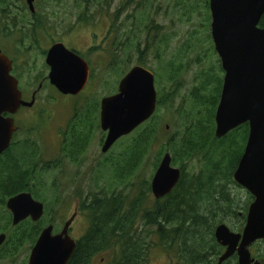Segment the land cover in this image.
Returning <instances> with one entry per match:
<instances>
[{
  "label": "trees",
  "instance_id": "1",
  "mask_svg": "<svg viewBox=\"0 0 264 264\" xmlns=\"http://www.w3.org/2000/svg\"><path fill=\"white\" fill-rule=\"evenodd\" d=\"M24 2L0 1V22L4 25L1 34L9 39L19 36L18 50L23 48V38L34 36L36 39L38 36L37 25L33 29L27 27L26 4L18 7ZM209 2L74 0L70 13L75 20L66 26L97 29L106 21L104 27L107 28L105 37L87 53L72 49L88 62L91 70L88 87L92 88L91 94L85 90L77 96H65L81 104L74 106L73 127L65 134L63 147L67 152L63 153L75 166H81L80 158L92 137L101 132L100 99L105 94L110 96L117 92L119 82L132 64L148 67L160 78L157 107L158 110L165 108L167 113H172L175 96L189 83L185 77L190 64L194 62L203 69L187 90V108L180 106L173 110V119L155 114L132 134L119 140L104 160L99 161L97 169L101 177L97 175V180L88 184L94 186L87 190L77 188L74 196L63 194L65 184L56 177L51 180L38 175L42 165L54 170L53 161L44 165L39 143L29 133L21 140L19 132H15L10 148L0 156V235H6L0 247V261L17 256L21 247L35 244L48 225H54L58 231L57 219L64 226L78 201L80 212L89 220V227L78 241L69 264H92L98 254L104 253L109 254L106 264H147L148 254L157 248L176 258L178 264H214L223 250L215 237L217 226L224 223L235 232L243 230L253 197L236 184L233 176L246 146L249 125L244 124L220 139L215 136V116L224 71L212 41L211 28L208 38L217 63L209 68L206 63L209 49L193 42L198 29L195 34L189 33L190 41L172 53L171 43L176 33L159 22L173 7L187 22L198 14L203 22L211 23ZM17 10L23 12L20 21ZM31 16L42 27L45 24L41 19L49 20L46 14L39 12ZM260 26L264 27V15ZM193 52L195 58L188 60ZM42 53H47V49ZM16 59L13 58L14 62ZM177 63L181 66L170 72L169 67ZM97 67L101 71L99 74ZM33 68L36 69L35 62ZM38 74L46 78L42 70ZM164 83L169 85L168 90L163 87ZM119 146L122 147L117 150ZM166 153L172 155L173 165L179 167L182 174L173 191L157 200L152 194L151 179ZM151 156H154L151 173L146 178L143 170L148 167ZM235 188L246 192L245 206L234 192ZM23 192L31 193L45 204V215L38 222L25 220L14 226L7 202Z\"/></svg>",
  "mask_w": 264,
  "mask_h": 264
},
{
  "label": "water",
  "instance_id": "2",
  "mask_svg": "<svg viewBox=\"0 0 264 264\" xmlns=\"http://www.w3.org/2000/svg\"><path fill=\"white\" fill-rule=\"evenodd\" d=\"M26 1L35 13V0ZM209 6L212 41L224 71L215 136L220 139L244 124L249 125L246 146L233 178L254 198L242 232H234L224 223L217 226L216 240L226 248L218 264L235 253L239 264H252L249 247L264 239V27L260 26L264 0H210ZM46 64L50 68L48 79L61 94L77 96L86 88L90 66L64 43L53 44ZM12 71V61L0 51V156L10 148L17 130L12 116L21 106L31 107L34 102L22 99L19 81ZM157 97L154 73L137 65L121 79L115 94L102 98L100 126L106 133L103 154L152 118ZM181 174L180 168L173 165L172 155L166 153L151 180L155 199L170 194ZM7 208L14 226L27 219L38 222L45 215V204L29 192L10 198ZM75 218L73 214L60 233H54L52 224L45 227L28 264H68L77 246L69 234ZM5 239L6 235L1 234L0 247Z\"/></svg>",
  "mask_w": 264,
  "mask_h": 264
},
{
  "label": "rangeland",
  "instance_id": "3",
  "mask_svg": "<svg viewBox=\"0 0 264 264\" xmlns=\"http://www.w3.org/2000/svg\"><path fill=\"white\" fill-rule=\"evenodd\" d=\"M24 4H26L28 8L26 9V13L29 15L27 18L29 21V23H27V27L29 29H33L35 28V25H37V38L35 39L34 36L23 38V48L18 50L17 44L20 40L19 36H14L10 39L3 36L0 37V49L13 62L12 74L19 80V88L25 93L26 101L29 102L31 98L32 101L33 99L36 101V106L34 108L23 110L21 115L16 118L19 122L18 126L20 128L18 130L19 138L21 140L25 139L26 134L29 133V136H31L33 140L37 141L41 147V155L44 165L45 163L53 161L52 167H55L54 170L44 168L42 165V167L38 170V175L51 180L56 177L59 181H62L65 184V193L63 194L74 196L77 188L87 190L90 186H94L93 184L88 186V184L93 182L90 178L95 171V164L104 160L105 155L102 152L104 141H102V138L104 137L103 140H105V136H103L102 130L101 132H96V134L92 137L89 147L80 158L81 166H74L71 163L70 158L62 153V148L64 147L65 134H68L70 129L73 127H71V124L73 121L72 118L75 114L74 106L81 104H77V101L79 100L75 98L65 97L55 92L52 88H50L49 83L45 80V78L39 77L38 71L42 70L45 77L48 75L49 68L45 67L47 66L45 62L47 53L44 54L42 52L44 49H47L48 51L53 44L57 42L64 43V45L71 50L73 49L77 52L87 53L89 48L97 43L99 44V42L105 37L107 28L104 26L106 21H103L97 29L87 27L71 28L70 25H66L67 23L69 24L75 20V17L71 16L70 13L74 5V0H36V12L46 14L49 17V20L44 18L41 19L42 23L45 24V27H42L38 24L37 19L32 18V13L29 10L27 3L24 2ZM117 5V3L116 5H113V11L116 9ZM20 6L23 7L22 4H20ZM18 10L16 13L19 15L18 20L20 21L23 12ZM179 13V10L175 11L173 7H170L168 9L167 16L159 19L161 24L169 27L168 31L176 33L171 43V52L174 53L181 44L190 41L188 40L190 39L189 33L193 32L195 34L196 29H198L197 38L193 40V42L196 46H202L203 48L209 49L210 57L207 59L206 63H208L210 68L213 64L217 63L216 58L218 56L214 55V52L211 51L213 45H211L212 43L208 38L210 23L203 22L202 18L198 14L193 15L192 20L187 22L186 18L179 16ZM202 13L204 15L205 11L202 10ZM50 18L54 20V22H52ZM54 23H59V25L56 27V24ZM52 25H54L55 28H52ZM94 33L97 34L96 40L94 39ZM195 55V52L190 53L188 60L194 59ZM13 58H17L15 62ZM170 61L171 58L167 63ZM33 62L36 63V69L33 68ZM135 65L136 64H132L131 68ZM179 66H181V63L170 66V72L175 71ZM148 69L151 70L150 68ZM201 69L203 68L192 62L185 77L186 81L189 83L180 94L175 96L172 113H167L165 108L158 110L157 107L155 114H157L160 118L173 119V110H177L180 106L187 108L189 104L186 98L188 94L187 90L191 87V81H193L194 77ZM96 73H101L98 67L96 69ZM210 74L212 75V73ZM159 83L160 78L155 75V86L158 96L157 101L161 90V85ZM163 85V87H166V90H168L169 85L167 83H164ZM86 86L87 87L83 90V92L86 90L87 94H91L92 88H89L88 85ZM28 87L31 88L29 89ZM87 88H89V91ZM34 92L35 94L33 96ZM108 95L109 94H105L103 97ZM102 98L100 99V102ZM184 98L185 101L183 102ZM164 125H167V121L164 122ZM121 147L122 146H119L117 150ZM153 158L154 156L150 157L148 167H145L143 170L146 174V178H148L151 173ZM96 191H98V189ZM234 192L242 199V206H245L246 192L244 190L241 191L238 188H235ZM75 206L78 211V217L72 226L74 229L72 228L71 235L74 238L79 239V237L82 234L84 235V232L88 229L89 220L78 210V207L80 206L79 201ZM74 210L75 208L67 216V218H70ZM56 225V229H59L58 232H60L63 228L62 221L57 219ZM84 226L86 227V230H84ZM27 251L28 245L23 247V250H21L17 256L4 259L3 261H0V264H27ZM148 255L149 258L147 264H170V260L172 259L171 255L158 248L152 250V252ZM108 260V253L98 254L92 264H106Z\"/></svg>",
  "mask_w": 264,
  "mask_h": 264
},
{
  "label": "flooded vegetation",
  "instance_id": "4",
  "mask_svg": "<svg viewBox=\"0 0 264 264\" xmlns=\"http://www.w3.org/2000/svg\"><path fill=\"white\" fill-rule=\"evenodd\" d=\"M1 1V0H0ZM25 2H26V0H25ZM35 2H36V0H35ZM20 4H22V5H24V3H19V5H18V7L19 8H22V6H20ZM1 16H2V11H0V18H1ZM3 29H4V25L0 22V37H2L3 35L1 34V32L3 31ZM0 51H2L1 49H0ZM3 52V51H2ZM4 53V52H3ZM46 62V61H45ZM47 65V64H46ZM45 67H48L49 68V66L47 65V66H45ZM49 71H50V68H49ZM48 76H49V73H48V75L46 76V78H45V80L50 84V82H49V80H48ZM30 83V82H29ZM29 85V84H28ZM51 85V84H50ZM29 89L31 88V87H28ZM32 91V90H31ZM56 92V91H55ZM58 94H60L59 92H57ZM34 94H35V92L33 93V96H34ZM32 96V97H33ZM22 99L24 100V101H26V97H25V93L22 91ZM26 102H28V101H26ZM30 103L32 102V98H31V100L29 101ZM28 102V103H29ZM36 106V101L34 100V102H33V106H31V107H25V106H21L20 107V109L18 110V112L13 116L14 117V119H15V124H16V126H17V128L19 129V126H18V121H17V119L16 118H18L17 117V115L18 114H20L21 115V113H20V111H23V107H24V109L25 108H28V109H32V108H34ZM18 129H17V131H18ZM105 136H106V133H105ZM14 137H15V134H14ZM14 137H13V139H14ZM63 148H62V153H63ZM65 152V151H64ZM65 153H67V152H65ZM64 153V154H65ZM109 153V152H108ZM108 153H106V154H108ZM106 154H104V155H106ZM74 166H75V164H73ZM97 165H98V163L97 164H95V171H94V173H93V175H92V177L90 178V180H97V175H99V178L101 177V175L99 174V172H98V169H97ZM87 175V174H86ZM75 208V210H74V212H73V214L75 215L76 214V218H75V221H76V219H77V217H78V211H77V208H76V206L74 207ZM73 208V209H74ZM78 210H79V208H78ZM80 211V210H79ZM72 214V215H73ZM71 215V216H72ZM27 220H31V219H27ZM74 221V222H75ZM74 222H73V224H74ZM73 224H72V226H73ZM70 227V230H69V234H70V236L74 239V240H76V243H77V246H78V241L83 237V234L79 237V239H77V238H74L72 235H71V231H72V228L74 229V227ZM64 227V226H63ZM63 229V228H62ZM62 229H61V231H62ZM84 230H86V227L84 226ZM59 231V230H58ZM55 232V233H60V232ZM86 232V231H85ZM85 232H84V234H85ZM4 234V233H3ZM40 237V236H39ZM38 237V238H39ZM38 238H37V240H38ZM37 240H36V242H37ZM36 242H35V244H36ZM35 244H33V245H28V251H27V258H28V262H27V264L29 263V257H30V254H31V252H32V249H33V247L35 246ZM77 246H76V249H77ZM21 250H23V247H21L20 249H19V253L21 252ZM76 251V250H75ZM226 251V248H224L223 247V250H222V252H221V254L218 256V258H217V260L215 261V263L214 264H218V262H219V259H220V257L224 254V252ZM249 251H250V254H251V258L254 260L253 261V263L252 264H264V239H262V240H258V241H256V242H254L250 247H249ZM74 254H75V252H74ZM74 254H73V256H74ZM72 256V257H73ZM72 259V258H71ZM177 259L176 258H174V257H172V259L170 260V264H178L177 263V261H176ZM69 264V263H68ZM188 264H191V263H188ZM222 264H239V257H238V255H237V253H235L231 258H229L228 260H226L225 262H223Z\"/></svg>",
  "mask_w": 264,
  "mask_h": 264
}]
</instances>
